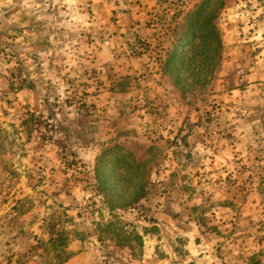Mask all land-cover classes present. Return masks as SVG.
<instances>
[{"label":"rangeland","instance_id":"1","mask_svg":"<svg viewBox=\"0 0 264 264\" xmlns=\"http://www.w3.org/2000/svg\"><path fill=\"white\" fill-rule=\"evenodd\" d=\"M0 264H264V0H0Z\"/></svg>","mask_w":264,"mask_h":264},{"label":"trees","instance_id":"2","mask_svg":"<svg viewBox=\"0 0 264 264\" xmlns=\"http://www.w3.org/2000/svg\"><path fill=\"white\" fill-rule=\"evenodd\" d=\"M200 7H197L196 10L194 12H187L185 14V17H186V21L188 23V25L195 19L196 15L198 14V12L200 11ZM180 12V11H178ZM214 13L213 15H208L206 18L202 19L201 21V27H202V30H203V38H202V41L203 43H206L207 42L209 43H212V45L214 46V49H218L219 47V40H218V37H217V33H216V29H215V26L212 24V20L214 18ZM176 49H173L172 51L171 50H168L167 51V62H170L171 58L173 57L174 53L173 51H175ZM177 51V50H176ZM192 61V56L190 55H186L183 59V61L181 62V67L182 68H185V67H188L190 66V63ZM138 197H135L132 199V201L130 203H135L136 200H137Z\"/></svg>","mask_w":264,"mask_h":264}]
</instances>
